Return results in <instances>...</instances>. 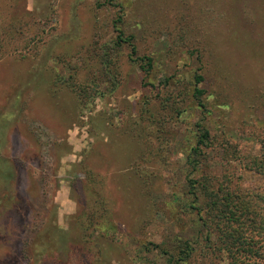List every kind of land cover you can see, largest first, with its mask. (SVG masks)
<instances>
[{
    "label": "rangeland",
    "instance_id": "374dc122",
    "mask_svg": "<svg viewBox=\"0 0 264 264\" xmlns=\"http://www.w3.org/2000/svg\"><path fill=\"white\" fill-rule=\"evenodd\" d=\"M119 16L136 52L122 43L110 72ZM198 123L210 170L264 192L243 166L264 145V0H0V264H167L203 234L173 203ZM196 247L191 264H229Z\"/></svg>",
    "mask_w": 264,
    "mask_h": 264
},
{
    "label": "trees",
    "instance_id": "16d2710c",
    "mask_svg": "<svg viewBox=\"0 0 264 264\" xmlns=\"http://www.w3.org/2000/svg\"><path fill=\"white\" fill-rule=\"evenodd\" d=\"M118 23L120 16L114 21L117 32L115 39L101 47L102 70L109 68L112 72L110 66L114 62L111 56L118 53L122 43L130 47V56L136 52L133 36L125 35ZM139 60L143 62L140 67L147 72L151 59L143 57ZM58 78L67 83L78 95L92 96L86 88L74 82L71 75ZM202 79L201 74H195L194 84ZM110 81L111 89H114L116 84L113 80ZM203 95L204 90L194 85L192 96L197 107L205 113L208 108ZM216 141L206 125L197 124L196 141L190 146L187 154L188 173L185 176L187 196L176 198L173 203L177 212L196 215L202 225L203 234L195 243L189 239L175 237V244L171 250L162 249L167 255V264H191L196 246L210 259L218 253L225 255L229 264H264V192L244 188L242 184L234 181V176L228 174L226 170L221 174L210 170L208 161L218 147ZM220 146L222 149L223 143H220ZM243 166L244 169L264 178V145L260 148L258 159ZM106 213L107 208L103 204L104 218ZM86 218L85 230L99 225L93 221L92 213Z\"/></svg>",
    "mask_w": 264,
    "mask_h": 264
}]
</instances>
